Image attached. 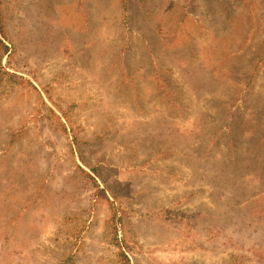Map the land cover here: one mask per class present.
<instances>
[{
  "label": "rangeland",
  "instance_id": "374dc122",
  "mask_svg": "<svg viewBox=\"0 0 264 264\" xmlns=\"http://www.w3.org/2000/svg\"><path fill=\"white\" fill-rule=\"evenodd\" d=\"M0 13V264H264V0Z\"/></svg>",
  "mask_w": 264,
  "mask_h": 264
},
{
  "label": "trees",
  "instance_id": "16d2710c",
  "mask_svg": "<svg viewBox=\"0 0 264 264\" xmlns=\"http://www.w3.org/2000/svg\"><path fill=\"white\" fill-rule=\"evenodd\" d=\"M0 30L3 31V27H2V22H1V13H0ZM3 46L5 47V45L3 44ZM99 191L100 188H97ZM125 244H121L119 243L118 246H119V249H120V254L124 256V258H126V255H125V251L123 250L126 246H124Z\"/></svg>",
  "mask_w": 264,
  "mask_h": 264
}]
</instances>
